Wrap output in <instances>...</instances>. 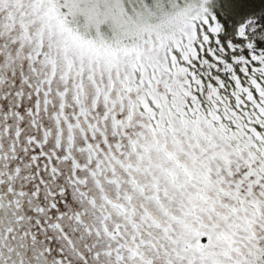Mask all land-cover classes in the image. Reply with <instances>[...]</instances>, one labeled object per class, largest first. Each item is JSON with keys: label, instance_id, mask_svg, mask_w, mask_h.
<instances>
[{"label": "snow or ice", "instance_id": "obj_1", "mask_svg": "<svg viewBox=\"0 0 264 264\" xmlns=\"http://www.w3.org/2000/svg\"><path fill=\"white\" fill-rule=\"evenodd\" d=\"M0 264H264V0H0Z\"/></svg>", "mask_w": 264, "mask_h": 264}]
</instances>
